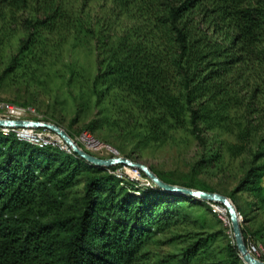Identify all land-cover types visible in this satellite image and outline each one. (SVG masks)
Segmentation results:
<instances>
[{"label": "trees", "instance_id": "obj_1", "mask_svg": "<svg viewBox=\"0 0 264 264\" xmlns=\"http://www.w3.org/2000/svg\"><path fill=\"white\" fill-rule=\"evenodd\" d=\"M91 1L0 0V44L17 30L25 33L24 48L93 39L95 86L101 85L95 89L99 99L111 97L118 127L151 141L179 129L200 139L215 130L233 135L235 141L200 159L214 166L227 154L252 156L231 193L180 185L233 202L250 185L264 204V76L255 79L264 67V0H101L95 15ZM123 17L131 21L119 31ZM52 146L62 148L39 147L0 126V264H245L235 239L212 248L222 231L206 232L183 208L210 210L207 201L134 179L118 193L110 171L124 163L99 166L76 152L59 157ZM82 181L77 213L55 218L66 192ZM167 232L158 243L179 244L177 252L141 250Z\"/></svg>", "mask_w": 264, "mask_h": 264}, {"label": "rangeland", "instance_id": "obj_2", "mask_svg": "<svg viewBox=\"0 0 264 264\" xmlns=\"http://www.w3.org/2000/svg\"><path fill=\"white\" fill-rule=\"evenodd\" d=\"M100 2L101 0L90 2L93 15L100 12ZM130 21L129 18H120L118 30H122L123 25ZM24 36L22 30H17L0 44V117L52 122L68 132L80 148L98 157L127 156L134 161L147 164L159 177L161 175L174 184L193 182L198 186H213L227 194L237 186L245 170L252 163V156L248 154L236 157L227 154L219 165H203L200 159L207 157L211 149L215 150L219 146L235 141L233 135L218 130L203 133L202 139L197 133L187 129L171 130L165 140L151 141L140 139L135 132L118 127L114 122L117 110L112 104L111 97L99 99L95 89L101 85L95 86L98 69L97 49L93 39L75 41L69 37L56 48H44L40 45L24 48L22 42ZM255 75V79L257 77L263 82L258 77L264 76V67L259 68ZM9 109L22 113L14 117L10 115ZM3 128L5 133L9 128H13L21 139L33 144L35 140L41 139L39 136H27L25 131H28V135H38L37 128L5 126ZM83 132H87L89 139L101 148L94 149L88 146L87 137L79 138ZM41 136L43 138L49 136L50 141L54 140L52 145L62 147L60 149L52 146L50 149L59 157L73 154L65 141L52 138L49 134ZM254 145L257 149L258 144ZM259 161L264 162V158ZM118 168L115 173L113 170L110 171L118 179L119 183L117 182L116 186L118 193L130 188L133 179L139 182L140 187L154 183L147 175L143 176L137 168L127 165ZM88 174L90 173L87 169L82 170L84 177ZM262 184L264 185V177ZM249 186L237 190L232 202L242 215L241 226L246 229L248 238L259 244L263 257L264 204L261 203L258 192L251 190ZM108 191L109 189L105 188L103 193L106 194ZM82 198L83 181L66 192L55 218H62L65 214H76ZM207 202L210 210L207 204L187 203L183 208H186L192 217L199 218V226L204 227L206 232L222 231L218 238L211 242V247L217 250L234 241L233 226H229V214L219 212L222 205ZM170 234L172 233L167 232L147 239L141 250L150 249L158 253L177 252L180 249L179 244L158 243V240H163Z\"/></svg>", "mask_w": 264, "mask_h": 264}, {"label": "water", "instance_id": "obj_3", "mask_svg": "<svg viewBox=\"0 0 264 264\" xmlns=\"http://www.w3.org/2000/svg\"><path fill=\"white\" fill-rule=\"evenodd\" d=\"M0 126H9V127H19V126H29V127H43L50 129L53 132H56L57 134L61 135L65 142L71 147L73 152H76L80 156H83L86 158L89 162L99 165V166H108L111 164H127L131 167L137 168L142 170V172H145L146 175L151 178L154 183H156L160 188L164 190L174 191V192H181L185 194H190L192 196H196L200 199L206 200V201H215L221 203L223 206L226 207L228 214L230 216L231 220V226H233L235 241L237 244V247H239V250L241 252L242 258L245 262V264H264V259L259 258L257 256H254L249 248L247 247V244L244 240L243 236V229L241 226L240 218H239V211L237 207L233 204L232 200L218 192V191H210V190H203L199 188H193L189 186H182L179 184L169 183L163 181L154 171L150 169V167L145 164L138 161H134L131 158L127 156H113V157H98L77 144V142L66 132L63 128L59 127L58 125L46 121V120H32V119H26V118H2L0 117Z\"/></svg>", "mask_w": 264, "mask_h": 264}, {"label": "bare ground", "instance_id": "obj_4", "mask_svg": "<svg viewBox=\"0 0 264 264\" xmlns=\"http://www.w3.org/2000/svg\"><path fill=\"white\" fill-rule=\"evenodd\" d=\"M1 127H4V126H1ZM5 127H9V126H5ZM24 127H27V126H19L17 128H24ZM29 128V127H28ZM31 128H35V127H31ZM28 133V131H27ZM41 135H45V134H41ZM40 135L39 138L41 139H37L35 140V145L39 146V147H44L45 145L48 146V144H54V140L50 141L49 140V136H45L44 138ZM50 135V134H49ZM51 136V135H50ZM52 137V136H51ZM89 137V136H88ZM81 138H86V137H81ZM56 140V139H55ZM59 140V139H58ZM61 141V140H60ZM66 143V142H65ZM67 145V144H66ZM67 148V147H66ZM127 165V164H125ZM129 166V165H127ZM116 172V171H115ZM124 176H126V174H124ZM212 204V203H211ZM219 212H221L222 214H225L227 212V209L226 207H223L221 206ZM230 217V216H229ZM228 217V223H229V226L231 225V220L230 218ZM247 247L249 248L250 252L254 255V256H257L259 258L262 257L263 253L261 251V247L259 246V244H257L256 242H254L253 240L249 239L247 240Z\"/></svg>", "mask_w": 264, "mask_h": 264}, {"label": "built area", "instance_id": "obj_5", "mask_svg": "<svg viewBox=\"0 0 264 264\" xmlns=\"http://www.w3.org/2000/svg\"><path fill=\"white\" fill-rule=\"evenodd\" d=\"M9 112H10V115H11V116H14V117H18V116H20L21 113H22L21 111L15 112L14 110H10V109H9ZM28 127H29V126H27V128H28ZM25 131H26V133H27V130H25ZM37 133H38V135H28V133H27V136H39V137H40L41 134H50V135L52 136V138H58L59 141H60V140H61V141H65L61 135H59V134H57V133H55V132H52L50 129H47V128H43V127L41 128V127H39V128H37ZM81 137H87V138H88V146H92V148H94V149H100V148H101V146H96V143H93V142L89 139V137H88V133H87V132H83L79 138H81ZM79 138H78V139H79ZM117 170H119V168L113 170L114 173H115V171H117ZM111 171H112V170H111Z\"/></svg>", "mask_w": 264, "mask_h": 264}]
</instances>
